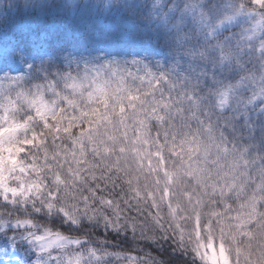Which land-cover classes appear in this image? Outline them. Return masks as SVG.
Here are the masks:
<instances>
[{"label":"clouds","instance_id":"1","mask_svg":"<svg viewBox=\"0 0 264 264\" xmlns=\"http://www.w3.org/2000/svg\"><path fill=\"white\" fill-rule=\"evenodd\" d=\"M4 264H264V0H0Z\"/></svg>","mask_w":264,"mask_h":264},{"label":"snow or ice","instance_id":"2","mask_svg":"<svg viewBox=\"0 0 264 264\" xmlns=\"http://www.w3.org/2000/svg\"><path fill=\"white\" fill-rule=\"evenodd\" d=\"M16 244L15 243H10L8 244L7 247L0 248V254H3L5 256L11 254V255H16ZM0 264H4V261L0 260ZM17 264H20L19 261H17Z\"/></svg>","mask_w":264,"mask_h":264}]
</instances>
